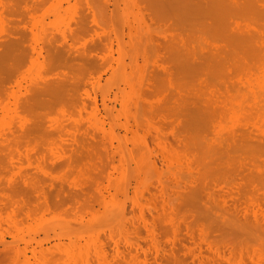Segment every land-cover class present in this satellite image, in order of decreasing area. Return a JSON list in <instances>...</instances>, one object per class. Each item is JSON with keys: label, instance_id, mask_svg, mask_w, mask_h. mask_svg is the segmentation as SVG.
Listing matches in <instances>:
<instances>
[{"label": "rangeland", "instance_id": "rangeland-1", "mask_svg": "<svg viewBox=\"0 0 264 264\" xmlns=\"http://www.w3.org/2000/svg\"><path fill=\"white\" fill-rule=\"evenodd\" d=\"M47 262L264 264V0H0V264Z\"/></svg>", "mask_w": 264, "mask_h": 264}, {"label": "bare ground", "instance_id": "bare-ground-1", "mask_svg": "<svg viewBox=\"0 0 264 264\" xmlns=\"http://www.w3.org/2000/svg\"><path fill=\"white\" fill-rule=\"evenodd\" d=\"M214 2H215V1H214ZM214 2H213V3H214ZM230 2H231V1H230ZM210 4H211V3H210ZM231 4H234V1H233V3H231ZM217 5H218V4H217ZM210 6H211V5H210ZM232 6H233V5H232ZM215 8H216V7H215ZM219 9H220V8L218 7V9H214V10H219ZM224 9H225V8H224ZM208 10H209V9H208ZM214 10H213V11H214ZM209 11H210V10H209ZM209 11H207V12H209ZM211 11H212V10H211ZM222 11H223V10H222ZM219 12H220V11H219ZM232 12H233V11H232ZM210 13H211V12H210ZM212 13H213V12H212ZM217 13H218V12H217ZM207 14H208V13H207ZM219 14H220V13H219ZM219 14H218V15H219ZM224 14H225V13H224ZM224 14H223V16H224ZM204 15H205V12H204ZM204 15H202V16H204ZM218 15H217V16H218ZM231 15H232V14H231ZM206 16H207V15H206ZM209 17H214V16H213V15H212V16L209 15L208 18H209ZM215 17H216V16H215ZM208 18H206V19H208ZM223 18H224V17H223ZM248 20H250V19H248ZM248 20H247V21H248ZM250 21H251V20H250ZM250 21H248V22H250ZM248 22H247V23H248ZM251 22H252V21H251ZM202 26H204V25H202ZM245 27H246V26H245ZM248 29H250V28H248ZM202 30H204V29H202ZM251 30H252V29H251ZM251 30H250V31H251ZM250 31H248V32H250ZM254 31L257 32L256 29H255ZM248 32H247V33H248ZM250 33H251V32H250ZM258 34H259V33H258ZM219 36H220V35H219ZM251 36H252V35H251ZM244 37H245V36H244ZM247 37H248V36H247ZM258 37H259V36H258ZM245 38H246V37H245ZM252 38H253V36H252ZM259 38H260V37H259ZM221 39H222V38H221ZM260 39H262V38H260ZM260 39H259V40H260ZM223 40H224V39H223ZM223 40H222V41H223ZM232 40H234V39H232ZM245 40H247V39H245ZM256 40H257V39H256ZM256 40L253 41V42L255 43ZM259 40H258V41H259ZM248 41H249V40H248ZM236 42H237V41H236ZM236 42H235V43H236ZM253 42H252V43H253ZM262 42H263V41H262ZM262 42H261V43H262ZM228 43H229V42H228ZM230 43H231V42H230ZM233 43H234V41H233ZM246 43H247V41H246ZM248 43H249V42H248ZM250 43H251V42H250ZM240 44H241V43H240ZM230 46H231V45H230ZM237 46H238V45H237ZM257 47H259V44H257ZM226 49H227V48H226ZM229 49H230V48H229ZM235 49H236V48H235ZM249 49H250V48H249ZM233 50H234V49H233ZM240 50H241V49H240ZM231 51H232V47H231ZM236 51H237V50H236ZM234 52H235V51H234ZM237 52H238V51H237ZM239 52H240V51H239ZM229 53H230V51H229ZM241 53H242V51H241ZM239 54H240V53H239ZM242 56H243V55H242ZM59 192H61V190H60ZM80 194H81V193H80ZM61 195H62V193H61ZM71 195H73V194H71ZM71 195H70V197H71ZM57 196H58V195H57ZM75 196H76V193H75ZM78 196H79V195H78ZM78 196H77V197H78ZM54 197H55V196H54ZM61 197H62V196H61ZM72 197H73V196H72ZM77 197H75L76 200H77ZM58 198H59V197H58ZM62 198H63V197H62ZM64 199H65V198H64ZM64 199H63V200H64ZM84 199H85V198H84ZM53 200H54V199H53ZM72 200H73V199H72ZM47 201H49V200H47ZM57 201H58V200H57ZM64 201H65V200H64ZM64 201H63V202H64ZM86 201H87V200H86ZM92 201H93V200H92ZM92 201H91V202H92ZM54 202H55V203H58V202H56V201H54ZM59 202H60V201H59ZM63 202H61V205L63 204ZM82 202H83V200L81 201V203H82ZM79 203H80V202H79ZM84 203H85V201L83 202V205H84ZM92 204H93V203H92ZM58 205H59V204H58ZM42 206L45 207L44 203H43ZM59 206H60V205H59ZM79 206H80V205H79ZM81 206H82V205H81ZM90 206H91V205H90ZM52 207L55 208V206H52ZM83 207L85 208V206H83ZM56 208H57V207H56ZM77 208H78V207H77ZM50 209H52V208H50ZM78 209H79V211H80L82 208L79 207ZM53 210H54V209H53ZM55 210H57V209H55ZM65 211H67V210H65ZM63 213H64V212H63ZM27 215H28V214H27ZM28 216H29V215H28ZM28 243H29V242H28ZM64 244H65V243H64ZM3 245H4V244H3ZM54 246H55V245H54ZM54 246H52V247H54ZM68 246H69V245H68ZM4 247H5V246H4ZM24 247H25V246H24ZM40 247H41V246H40ZM18 249H19V248H18ZM22 249H24V248H22ZM56 249H57V248H55V250H56ZM27 250H28V249H27ZM17 251H18V250H17ZM24 251H25V249H24ZM43 251H44V250H43ZM43 251H42V253H43ZM22 252H23V250H22ZM40 252H41V250H40ZM44 252H45V251H44ZM18 253H19V251H18ZM47 253H48V252H47ZM34 254H35V253H34ZM20 255H21V254H20ZM31 255H33V252H32V251H31ZM31 255H30V256H31ZM40 255L42 256L41 253H40ZM23 256H24V255H23ZM35 256H36V255H35ZM1 257H2V256H1ZM27 257H28V255H27ZM31 257H32V256H31ZM43 257H44V253H43ZM2 259H3V258H2ZM26 259H27V258H26ZM6 261H7V260H6ZM26 261H27V260H26ZM46 261H47V260H46ZM50 263L52 264V262H50ZM14 264H15V263H14ZM47 264H48V262H47Z\"/></svg>", "mask_w": 264, "mask_h": 264}]
</instances>
